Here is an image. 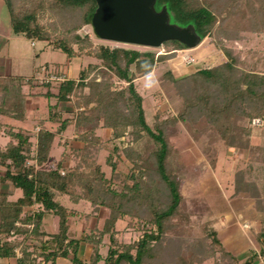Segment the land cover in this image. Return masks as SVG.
<instances>
[{"label":"trees","instance_id":"trees-1","mask_svg":"<svg viewBox=\"0 0 264 264\" xmlns=\"http://www.w3.org/2000/svg\"><path fill=\"white\" fill-rule=\"evenodd\" d=\"M5 1L11 12L14 33L45 40L68 56H79L67 41L60 38L54 43L49 38L45 24L36 18V11L50 6L64 27H76L84 21L92 24L96 0ZM162 5L173 13L174 22L182 26L193 24L204 38L220 21V14L224 20L221 28L233 29L235 25L225 15L236 14L240 4L235 2L225 15L218 10L222 6L213 0H157L156 8ZM239 20L240 16L234 15V21ZM262 24H254L251 29L261 34L264 45V25L259 29ZM174 42L184 48L180 42ZM89 53L104 66L106 71H100L103 75L113 73L116 78L130 83L122 89H113L108 80H97L96 75L91 76L96 60L80 70L78 80L58 83V102L68 101L70 96L77 95L78 107L72 118L62 119L58 105H51V119L59 123L57 131L74 125L78 139L66 140L62 158L49 168L45 165L57 132L41 129L37 137V152L33 155L30 135L23 129L13 132L9 126L14 138L4 150H0V162L6 165L4 180L12 182L23 194L14 202L7 201L6 195H0V232L4 234L0 253L10 255L15 248H20L22 253L18 264H56L58 257L70 255L72 264H85L78 253L84 242L92 246L88 264H202L209 260L216 261V264H234L233 256L218 237L220 220L213 216L203 219L201 224L194 220L198 216L191 210L190 197L184 196L180 190L181 171L176 165L182 164L173 141L164 129L167 121L158 120V113L152 123L146 118L144 92L135 84L136 77L130 75L129 70L134 65L140 76L149 75L153 64L143 58L149 54L107 45ZM227 58L223 54L210 57L208 66L180 80L172 73H166L177 85L176 89H184L182 81L184 83L186 79H191L195 86L202 84L190 103L182 101L181 111L186 108L188 113L196 115L195 118L199 117L197 122L215 124L224 137L225 145L235 147L243 140L228 126L229 121L225 119L227 111L235 98L243 100L244 97H259L264 108V92L256 91L259 80L264 76L243 72L233 59ZM25 81L16 79L14 91L9 88L3 91L0 111L13 114L18 119L24 118L26 96L22 88ZM10 99L14 100L16 108L6 107V101ZM80 106L84 109L79 110ZM181 111V117H184V111ZM209 111L210 116L207 115ZM189 120L192 121V117ZM100 128L111 129L112 136L108 141L97 133ZM126 129H130L132 142L123 146L116 142L121 141ZM149 139L152 140L150 144ZM105 147L110 148L106 158L111 167L110 174L103 170L98 160L99 152ZM253 154L258 156L256 161L260 165H252L248 169L249 177L236 183V191L239 195L255 198L261 220L258 240L264 245V145L255 148ZM29 159L33 162L26 166ZM122 159L127 162L128 170L117 168ZM58 195L68 196L73 203L89 201L92 212L82 214L87 220L106 211L102 226L95 225L77 236L70 221L72 210L56 200ZM46 213L59 217L56 233L50 234L45 230L43 219ZM119 220L126 221L128 228L138 231L139 237L132 242L120 241L116 227ZM17 221L19 224L16 225ZM12 230L14 234H11ZM106 237L108 253L103 257L100 248L105 245Z\"/></svg>","mask_w":264,"mask_h":264},{"label":"rangeland","instance_id":"rangeland-1","mask_svg":"<svg viewBox=\"0 0 264 264\" xmlns=\"http://www.w3.org/2000/svg\"><path fill=\"white\" fill-rule=\"evenodd\" d=\"M213 1L218 6H222L218 10L224 15L235 2H237V5L240 4L238 9H236L237 13L234 14L235 10L232 12L235 17L240 16V20L238 22L234 21V15L227 13L225 15L226 18H230L231 23L235 26L233 29H224L221 28L224 20L223 15L220 14V21L216 23L215 28L194 48H180V45L174 41L164 42L160 47L110 41L99 38L93 29V25L85 21L76 27L75 25L64 27L60 23L61 18L50 6L41 7L36 11V18L39 23L45 24L49 38L54 43L58 42L57 40L60 38L67 41L74 52L79 54L77 57L71 56L68 59L69 62L73 61L74 58L77 61L81 60L84 68L90 61L96 60L95 66L91 68L93 71L91 70L90 75H96L97 80H108L111 82L113 89L127 87L130 82L116 78L113 73H108L109 76L108 74L103 75L100 71H106L104 66L100 64V60L91 56L92 54L89 52L95 51L101 45H107L112 48L136 49L149 54L143 58L152 62V72L140 79L142 76L136 71V67L132 65L129 74H133V77H136L135 84L144 92L143 105L148 122L152 123L155 121L157 113L159 116L158 120L167 121L164 124V129L173 141L177 158L182 164V166L176 165L181 171L180 178L182 182L180 190L184 196L190 197L189 202H192L191 210L195 216H198L194 220L199 224L204 223L203 219L214 216L211 207L220 202V198L223 196L241 198L245 202L246 208L250 206L251 212L259 215L255 205V198L248 195H239L236 191V183L244 177H249L248 169L252 165H260L256 161L258 156L253 154V151L255 148L264 145V114L262 113L264 108L263 100H259V97L257 99L244 97L243 100L235 98V101L227 111L225 119L229 121L228 126L234 129L233 132L235 134L237 133L239 137L241 136V141L243 140L239 146L227 147L224 137L215 124L197 122L199 117L195 118L196 115L188 113L186 108L183 109L184 117H181L182 101L190 103L191 99H193V94L196 91H200L199 88L202 87V84L198 83L195 86L192 85L191 79H186L184 83L182 81L184 89H176L177 85L170 80L168 77L169 73H172L179 80L184 79L186 75L192 74L197 69L208 66L207 61L210 57L223 54L226 58L233 59L243 72L264 76L263 39L258 31L251 29L254 24L264 23V0L263 2L261 0ZM263 25H260L259 29H262ZM45 59L50 60L51 58L45 57ZM97 71L100 73L96 74ZM167 71L168 74L166 73ZM259 81L256 91L257 93H263L264 78ZM70 97L71 99L68 100L69 106L72 108V103L76 112L78 96L73 95ZM78 109L83 110L84 106H80ZM210 114L211 111L207 113L209 116ZM191 117L192 121L189 120ZM130 129H126L121 141L118 140L116 143L121 142L123 146L131 143L132 135ZM151 142L152 140L149 139L148 144ZM109 147L101 149L98 155L99 163L107 174H110L111 171V167L106 162L110 150ZM63 150L62 146L59 147L55 144L46 167L49 168L59 161ZM117 166L118 169L128 170L127 162H124L123 159L118 162ZM258 173L260 172L258 171ZM58 201L77 211L74 218L71 219L74 224L73 230L77 236L89 231L95 224L102 226L105 214L101 215L99 213L100 218L97 217V222L95 217L97 214L92 215L94 217H91L90 220L81 216L83 213L92 212L89 201L81 200L79 203H73L66 195L60 196ZM91 224L93 226L90 227ZM126 224L127 222L123 220L117 222L116 227L119 230V239L123 242H132L139 237V232L128 228ZM51 228L53 230L58 229L56 218H53ZM104 244L100 248L103 257L108 253V237H106ZM91 252V245L84 242L82 247L80 245L78 253L85 264H88ZM59 261L60 264L70 263V260L63 256H60Z\"/></svg>","mask_w":264,"mask_h":264},{"label":"crops","instance_id":"crops-1","mask_svg":"<svg viewBox=\"0 0 264 264\" xmlns=\"http://www.w3.org/2000/svg\"><path fill=\"white\" fill-rule=\"evenodd\" d=\"M45 57H50L51 59L48 60ZM70 57L62 50L53 48L45 40H38L14 33L9 7L5 0H0V103L3 101L2 93L5 89L9 88L14 91L15 80L19 78L26 79V83L22 88V92L26 96V113L24 118L18 119L13 114L9 115L0 111V150H4L9 141L14 138L9 132V126H11L13 132L23 129L30 135L33 155L37 152V137L41 129L46 128L57 132L53 147L57 144L59 147L62 146L64 150L66 148L64 144L66 140L72 141L78 139V133L75 131L74 125L71 124L64 130L57 131L59 123L51 119L53 114L51 105L54 104L58 105V113L62 115V119H70L75 114L72 103L71 108L68 101L58 102V83L64 80H55L46 84H41L34 79L31 80L42 67L57 75L66 76L65 80H78L83 63L81 60H75V58L69 62L68 59ZM13 83L15 84L13 85ZM5 105L6 107L16 108L13 99L7 100ZM97 133L105 141H108L112 136L110 128H100L97 130ZM64 150L61 153V158ZM29 161L33 162V159H29ZM71 164L72 162H70ZM5 171L6 165L0 162V195H6L7 201L14 202L22 196L23 192L20 188L14 186L12 182L4 180ZM60 196H57V201ZM66 207L72 210L70 221L72 229H74L71 219L74 218L77 211L69 206ZM211 209L214 213L213 217L220 220L218 237L226 251L233 256L235 260L234 264H264V245L258 240V233L261 229L260 216L255 212H251L250 206L246 208L245 202L241 198H232L231 196H223L220 198V202L212 206ZM105 213L106 211L100 212L101 215ZM95 217L97 222V216ZM53 218H56L58 221L59 228L58 216L46 213L43 219V226L50 234L58 231V229L53 230L51 228ZM15 224H19V221ZM29 225L31 224L27 226ZM11 234H14V230L11 231ZM3 236L4 234L0 232V242ZM21 253L18 247L10 255L0 253V264H18V258L21 256ZM71 257L72 255L67 258L70 260ZM59 259L60 257L57 258L56 264H60V261L58 262ZM69 264H72L71 260ZM202 264H216V261L209 260Z\"/></svg>","mask_w":264,"mask_h":264},{"label":"water","instance_id":"water-1","mask_svg":"<svg viewBox=\"0 0 264 264\" xmlns=\"http://www.w3.org/2000/svg\"><path fill=\"white\" fill-rule=\"evenodd\" d=\"M157 0H96L92 25L99 38L160 47L167 41H178L185 48H194L203 36L193 24L185 26L173 21L166 5L159 10Z\"/></svg>","mask_w":264,"mask_h":264},{"label":"built area","instance_id":"built-area-1","mask_svg":"<svg viewBox=\"0 0 264 264\" xmlns=\"http://www.w3.org/2000/svg\"><path fill=\"white\" fill-rule=\"evenodd\" d=\"M65 78L66 76L52 73L49 70H47L45 67H42V69L39 72H37V74L34 76V80L41 84H46L55 80H65ZM31 164H32L31 161L29 160L26 161V166H30ZM30 226L31 225H29V227Z\"/></svg>","mask_w":264,"mask_h":264},{"label":"flooded vegetation","instance_id":"flooded-vegetation-1","mask_svg":"<svg viewBox=\"0 0 264 264\" xmlns=\"http://www.w3.org/2000/svg\"><path fill=\"white\" fill-rule=\"evenodd\" d=\"M160 8H157V10H159Z\"/></svg>","mask_w":264,"mask_h":264}]
</instances>
